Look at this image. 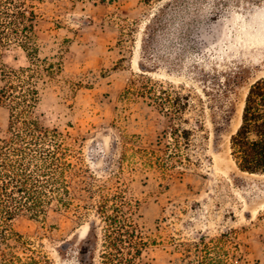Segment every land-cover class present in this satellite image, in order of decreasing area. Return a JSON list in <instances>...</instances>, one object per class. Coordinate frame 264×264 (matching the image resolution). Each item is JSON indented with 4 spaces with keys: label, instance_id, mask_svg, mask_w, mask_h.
Instances as JSON below:
<instances>
[{
    "label": "rangeland",
    "instance_id": "rangeland-1",
    "mask_svg": "<svg viewBox=\"0 0 264 264\" xmlns=\"http://www.w3.org/2000/svg\"><path fill=\"white\" fill-rule=\"evenodd\" d=\"M31 3L37 64L15 40L0 45V137L11 117L32 118L62 134L70 166L66 206L12 220L35 257L103 264L98 205L116 193L135 206L137 264H264V173L230 150L264 77V0ZM28 82L37 99L23 113Z\"/></svg>",
    "mask_w": 264,
    "mask_h": 264
},
{
    "label": "trees",
    "instance_id": "trees-1",
    "mask_svg": "<svg viewBox=\"0 0 264 264\" xmlns=\"http://www.w3.org/2000/svg\"><path fill=\"white\" fill-rule=\"evenodd\" d=\"M31 2L0 0V45L11 40L18 42L29 54V66L37 64L38 49L37 15ZM28 83L21 93L23 113L30 112L37 99L34 83ZM4 95L6 90L2 87L0 103ZM182 98L184 101L176 102L175 112L187 104V98ZM11 116L14 118L12 111ZM16 120L11 117L9 136L0 137V264H42L13 228L12 220L22 211L45 213L53 199L60 205L69 203L64 197L70 193L64 178L70 168L66 161L69 146L55 128H44L28 117L19 121L22 127H18ZM182 131L184 135L187 133L185 129ZM230 150L239 169L264 173V77L248 90L241 124L230 137ZM98 213L104 224L103 264H137L145 241L135 220V206L115 193L113 199L106 197L99 203ZM93 229L94 222L90 231ZM19 250L27 253L24 260Z\"/></svg>",
    "mask_w": 264,
    "mask_h": 264
}]
</instances>
